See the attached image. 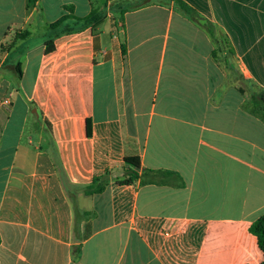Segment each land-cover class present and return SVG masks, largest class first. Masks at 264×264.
<instances>
[{
    "label": "crops",
    "instance_id": "0c3cea01",
    "mask_svg": "<svg viewBox=\"0 0 264 264\" xmlns=\"http://www.w3.org/2000/svg\"><path fill=\"white\" fill-rule=\"evenodd\" d=\"M97 1L0 0V264L260 263L264 122L243 105L264 89V0H182L213 36L146 0L45 51L65 6ZM133 155L140 178L85 194Z\"/></svg>",
    "mask_w": 264,
    "mask_h": 264
},
{
    "label": "trees",
    "instance_id": "16d2710c",
    "mask_svg": "<svg viewBox=\"0 0 264 264\" xmlns=\"http://www.w3.org/2000/svg\"><path fill=\"white\" fill-rule=\"evenodd\" d=\"M37 0H25L26 7L32 8ZM146 0H101L98 6L91 7L90 11L84 16H76L73 14L72 6H65L67 12L57 18L55 21L47 24V30L49 34L45 39V51L50 52L54 49L53 41L56 37L78 32L85 28H91L94 30L99 26L107 17V13L115 12L122 15L126 11L136 9L143 6ZM174 8L186 16L193 19L196 23L202 26L211 36H213V24L201 16L196 10L185 3L182 0H173ZM27 30H16L10 40L3 47L6 51H12L20 54L22 50L17 46L19 40L24 39L28 35ZM10 56L6 57L4 63H8ZM15 71L20 76V62L16 61ZM254 116L258 117L264 122V89L258 86H254L252 93L249 95L247 101L243 105ZM139 159L137 156H125L123 158V166L117 169L105 170L101 175L93 177L92 181L86 186L85 194L99 193L108 183L109 179L113 177L120 184H131L141 177L138 174ZM116 170L120 171V174L112 176V173ZM164 173V171L162 172ZM140 183H145V180L141 179ZM249 231L255 235L257 244L263 253V260L257 264H264V214L258 216L249 226ZM78 252V247H76Z\"/></svg>",
    "mask_w": 264,
    "mask_h": 264
},
{
    "label": "built area",
    "instance_id": "2783aa9c",
    "mask_svg": "<svg viewBox=\"0 0 264 264\" xmlns=\"http://www.w3.org/2000/svg\"><path fill=\"white\" fill-rule=\"evenodd\" d=\"M2 102H3V104L6 105V106H8L9 103H10V101H9L8 98H4V99L2 100Z\"/></svg>",
    "mask_w": 264,
    "mask_h": 264
},
{
    "label": "rangeland",
    "instance_id": "374dc122",
    "mask_svg": "<svg viewBox=\"0 0 264 264\" xmlns=\"http://www.w3.org/2000/svg\"><path fill=\"white\" fill-rule=\"evenodd\" d=\"M101 0H98L95 4H93V6L95 7V6H98V4H99V2H100Z\"/></svg>",
    "mask_w": 264,
    "mask_h": 264
}]
</instances>
